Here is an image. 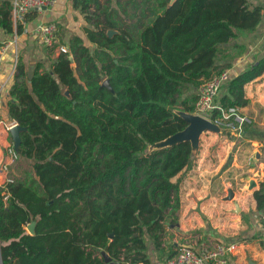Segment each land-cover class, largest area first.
I'll return each mask as SVG.
<instances>
[{"label":"trees","instance_id":"trees-1","mask_svg":"<svg viewBox=\"0 0 264 264\" xmlns=\"http://www.w3.org/2000/svg\"><path fill=\"white\" fill-rule=\"evenodd\" d=\"M168 2L72 0L84 37L72 36L67 54L45 70L37 63L30 77L17 60L7 112L26 128L17 154L30 164L0 183V264H106L102 250L117 262L150 264V247L161 262L175 255L166 228L178 219L191 145L149 146L187 125L176 111H194L191 88L227 68L216 64L228 57L219 56L223 45L254 30L262 8L251 0ZM11 9L12 0H0L5 33L13 31ZM263 73L264 55L230 78L212 118L245 106V84ZM105 78L113 92L100 85ZM259 185L253 197L264 211Z\"/></svg>","mask_w":264,"mask_h":264},{"label":"crops","instance_id":"crops-1","mask_svg":"<svg viewBox=\"0 0 264 264\" xmlns=\"http://www.w3.org/2000/svg\"><path fill=\"white\" fill-rule=\"evenodd\" d=\"M251 2L262 8L259 23L254 30L241 33L238 38L223 45V54H228V57L216 61L217 65H228L225 70H228L230 78L264 55V0ZM42 22L57 23L59 34L56 41L59 44L67 45L75 35L84 37L85 22L80 12L73 7L72 0H55L52 6L38 12L34 19L22 21V29L19 31L16 27L18 22L13 23L11 33L0 29V41L3 43L0 48L4 47L0 52V163L5 148L11 144L5 124L12 121L7 112V102L10 100L9 89L13 83L17 60L24 63L27 76L30 77L37 63L41 64L40 70L48 69L51 61L58 55L55 50L50 52L40 42L36 27ZM224 91L222 88L217 97ZM244 93L248 103L238 109L239 114L247 119V123L264 131V73L245 84ZM200 140L205 143V150L198 153L191 165L180 174V209L177 222L166 228V245L173 243L175 246L185 245L199 250L213 247L218 241L240 240L242 245L238 252L229 256L228 264H264V211L256 210L253 197L259 183L264 182L263 141L251 137L242 139L254 148L256 158L253 160L254 164H251L256 166L241 171L242 163L235 161L236 156L230 160H234L233 162L228 161V157L232 156L230 151L224 153L208 150V146L219 141L215 134L204 135L203 138L201 136ZM219 142L226 149L233 144L226 136H222ZM243 149L249 150L247 147ZM243 172L251 175L246 179L253 178L255 181L251 190L241 184ZM231 183L238 185V188L231 186ZM229 187L235 196L232 202L224 199ZM171 234L173 236L170 237ZM149 254L150 258L157 256L151 247ZM150 264L162 262L156 259L151 260Z\"/></svg>","mask_w":264,"mask_h":264},{"label":"built area","instance_id":"built-area-1","mask_svg":"<svg viewBox=\"0 0 264 264\" xmlns=\"http://www.w3.org/2000/svg\"><path fill=\"white\" fill-rule=\"evenodd\" d=\"M55 0H12L11 19L13 23L23 21V16L29 11H43L52 6ZM36 32L39 35L40 42L44 46H52L56 42V24L54 22H42L36 27ZM4 47L0 48V52ZM55 52L68 53V48L64 44H57ZM0 74H1V56H0ZM230 79L228 70H223L218 74H214L204 82L198 89V99L195 103V109L192 113L201 115L210 119L218 125L222 133L239 136L242 132V126L247 119L239 114L238 108L231 107L227 110H220L221 117L213 119L211 116L212 110L219 108L216 103L219 91L224 84ZM0 80V87H1ZM15 121L5 124L6 130L15 125ZM18 154L14 150L13 145L6 147L4 158L0 165V174L2 182H11L9 176L10 167L17 160ZM242 242L240 240L218 241L211 249L201 248L199 250L189 246H179L175 255L167 259L163 264H228V258L234 255L239 250Z\"/></svg>","mask_w":264,"mask_h":264},{"label":"water","instance_id":"water-1","mask_svg":"<svg viewBox=\"0 0 264 264\" xmlns=\"http://www.w3.org/2000/svg\"><path fill=\"white\" fill-rule=\"evenodd\" d=\"M174 2H175V0H169L167 6L170 7ZM115 33H116V31L112 30V29H109L106 31V34L108 36H112ZM68 59L70 61H72L71 56H69ZM100 85L102 87L107 88L109 91L113 92V88L110 85L109 80L107 78L102 80ZM65 94L68 96L67 90L65 91ZM176 114L178 116H180L182 119H184L186 121L187 125L182 130H179V131L167 136L166 138H164L160 141L154 142L153 144H151L149 146V150L161 149V148H165L168 146L175 145V144L182 142V141H189L190 145H191L192 155H195V152L197 151L198 146H199V140H200L201 134H203L205 131L214 132L218 136H221V134H222L221 128L206 117H203L201 115H198V114H195L192 112H185V111H181V110H177ZM25 129H26L25 127H22L17 123L8 129L9 135L11 137L13 148L16 152L18 151L19 145H20V132L24 131ZM254 186H255V181L252 179L249 181V187L248 188L251 189ZM233 196H234V192H233L232 188L229 187L227 189V194H226V197L224 199L230 200L233 198ZM236 208H238V207L236 206ZM34 225H35V222L32 221L26 226L27 231L31 234L34 232ZM109 237H111V234L109 235ZM101 255H102L106 264H125L122 262L114 261L103 250L101 251Z\"/></svg>","mask_w":264,"mask_h":264},{"label":"rangeland","instance_id":"rangeland-1","mask_svg":"<svg viewBox=\"0 0 264 264\" xmlns=\"http://www.w3.org/2000/svg\"><path fill=\"white\" fill-rule=\"evenodd\" d=\"M56 40H57V36H56ZM225 51V50H224ZM224 51H220L219 52V56L220 55H222L223 54V52ZM199 87V86H198ZM198 87L196 88H191V90L190 91H193L194 93L196 92V94H197V89H198ZM211 134H215L216 136H217V138H218V140L220 141L221 139H222V136H226V139L228 140V141H232L233 142V144H231V146H230V148L229 149H226V147H224V145H221V144H219L220 142L218 141V142H214L213 144H211L210 146H208V150H210V151H213V152H216V151H223L224 153H226L227 151L229 152H231L232 153V156H230V157H228V161L229 162H233V161H230L232 158H233V156H236V162H241L242 163V168H240V170L241 171H244V170H246V169H248V168H250V167H255L254 165H252L251 163H253V160H255V154H254V148L253 147H250V145H248L247 143H245L246 141H242V139H247V138H249V137H251V138H257L258 140H261V141H263V143H264V131H262V130H260V129H258L257 127H255V126H253L252 124H251V127L250 128H247L246 129V131L241 135V137H238V136H233V135H231V134H221V136H218L216 133H214V132H211V131H205L203 134H201V136H202V138L204 137V135H206V136H208V135H211ZM200 136V137H201ZM10 145L9 146H11L12 145V141H11V139H10ZM264 145V144H263ZM9 146H7V147H9ZM243 147H247V148H249V150L248 151H246V150H244L243 149ZM225 148V149H224ZM5 150H6V148H5ZM205 150V143H202L201 142V140L199 141V146H198V149H197V151L195 152V155H193V158L198 154V153H200L201 151H204ZM263 153V152H262ZM5 154V153H4ZM262 155H264V153L262 154ZM3 158H4V156H3ZM3 160V159H2ZM2 162V161H1ZM29 164H30V162L29 161H27V160H24V159H22V158H20V159H18L17 158V160L14 162V164L10 167L11 169L13 168V169H16L17 170V172L18 171H21V170H23L24 168H26V167H28L29 166ZM254 164V163H253ZM0 165H1V163H0ZM1 174H0V181H1ZM251 175H250V173L249 172H243L242 173V175H241V179H242V182H241V184L242 185H246V186H248L249 187V181L251 180V179H253V178H249V179H246V177H250ZM255 178H257V177H255ZM262 182V181H261ZM232 185L231 186H233L234 188H238V185H235L234 183H231ZM240 184V183H239ZM260 187V186H259ZM252 188H254V187H252ZM251 188V189H252ZM251 189H249V190H251ZM259 189V188H258ZM226 195V194H225ZM235 200V196H233V198L232 199H230V200H228L229 202H232V201H234ZM171 236H173L172 234L170 235V237ZM179 247V246H178ZM177 247V248H178ZM212 248V246H210L209 247V249H211ZM236 252H238V251H236ZM151 260H156V258H151ZM164 262H162V264H163Z\"/></svg>","mask_w":264,"mask_h":264}]
</instances>
